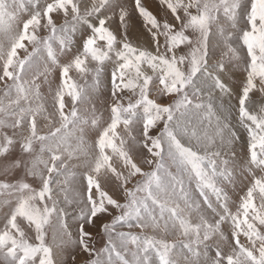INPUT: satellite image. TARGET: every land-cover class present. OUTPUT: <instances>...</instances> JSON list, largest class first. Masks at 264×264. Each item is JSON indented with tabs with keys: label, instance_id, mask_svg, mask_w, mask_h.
<instances>
[{
	"label": "snow or ice",
	"instance_id": "1",
	"mask_svg": "<svg viewBox=\"0 0 264 264\" xmlns=\"http://www.w3.org/2000/svg\"><path fill=\"white\" fill-rule=\"evenodd\" d=\"M0 264H264V0H0Z\"/></svg>",
	"mask_w": 264,
	"mask_h": 264
}]
</instances>
